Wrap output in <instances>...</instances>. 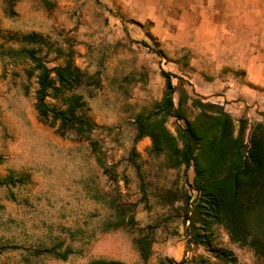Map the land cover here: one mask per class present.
<instances>
[{
    "label": "rangeland",
    "instance_id": "1",
    "mask_svg": "<svg viewBox=\"0 0 264 264\" xmlns=\"http://www.w3.org/2000/svg\"><path fill=\"white\" fill-rule=\"evenodd\" d=\"M15 11L7 18L0 0V264H192L200 258L226 264L211 249L230 251L235 264H264V255L232 242L218 224L207 231L209 247L195 243L186 220L195 218L198 197L192 166H174L165 151L151 153L148 137L136 139L137 116L156 112L165 91L161 52L148 24L124 16L117 0H21ZM32 32L45 42L8 39ZM21 48L36 50L48 68L70 59L98 75V83L46 99L64 109L67 96L80 95L94 124L90 134L71 130L59 137L37 120L38 72L28 58L5 55ZM172 83L175 108L181 95L182 116L194 120L198 110L190 99L207 101L185 81ZM254 124L248 122L247 133ZM184 126V120L165 119L173 137ZM250 225V237L264 240V222L251 217ZM141 237L151 241L146 260L136 244Z\"/></svg>",
    "mask_w": 264,
    "mask_h": 264
},
{
    "label": "trees",
    "instance_id": "2",
    "mask_svg": "<svg viewBox=\"0 0 264 264\" xmlns=\"http://www.w3.org/2000/svg\"><path fill=\"white\" fill-rule=\"evenodd\" d=\"M20 1L2 0L3 14L7 18L16 17L15 6ZM40 1L47 5L48 0ZM8 39L23 45L45 42L44 37L35 32L13 34ZM5 55L14 59L19 56L28 58L33 65L32 71L38 72L34 109L40 123L55 127L59 137H64L71 130H75L79 136L92 132L94 124L82 112L86 105L80 95L67 96L64 109L49 106L46 99L50 96L63 97L75 88L98 83L97 74L88 75L70 59L66 60L64 66L48 68L34 49H10ZM160 74L165 83L161 104L156 112L137 116L136 139L148 137L151 153L158 155L165 151L174 166H192L195 174L192 187L198 197L191 213L195 218L190 216L186 220L193 230L194 242L209 247L207 231L211 225L218 224L225 228L232 242L248 245L255 253L264 255V240L250 237L251 217L258 225L264 222V122H257L247 133L248 120L241 118L237 120L238 129L235 132L234 119L221 106L198 99H190L191 107L198 110V115L189 121L179 109L183 99L181 95L178 108L174 106L172 95L176 87L172 79L177 77L163 69H160ZM31 75L27 73V77ZM187 97L184 96V100L189 99ZM170 116L185 123L176 137L165 128V119ZM195 224H198L197 228ZM136 244L140 256L146 260L151 241L141 237ZM210 252L226 264H235L230 251L211 249ZM66 255L67 252L61 254L60 258L65 259ZM87 264L126 263L98 259ZM179 264L185 263L182 261ZM192 264H205V260L200 258Z\"/></svg>",
    "mask_w": 264,
    "mask_h": 264
},
{
    "label": "crops",
    "instance_id": "3",
    "mask_svg": "<svg viewBox=\"0 0 264 264\" xmlns=\"http://www.w3.org/2000/svg\"><path fill=\"white\" fill-rule=\"evenodd\" d=\"M117 1L124 16L148 24L174 80L234 119L264 121V0Z\"/></svg>",
    "mask_w": 264,
    "mask_h": 264
}]
</instances>
